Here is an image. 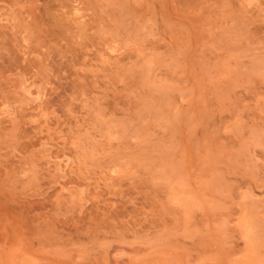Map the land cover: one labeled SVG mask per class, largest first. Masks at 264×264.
I'll list each match as a JSON object with an SVG mask.
<instances>
[{"label": "rangeland", "instance_id": "1", "mask_svg": "<svg viewBox=\"0 0 264 264\" xmlns=\"http://www.w3.org/2000/svg\"><path fill=\"white\" fill-rule=\"evenodd\" d=\"M0 264H264V0H0Z\"/></svg>", "mask_w": 264, "mask_h": 264}]
</instances>
